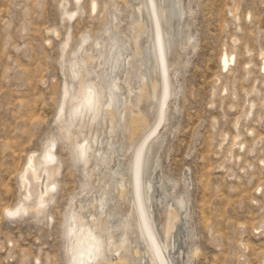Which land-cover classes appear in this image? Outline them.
<instances>
[{"label": "rangeland", "instance_id": "374dc122", "mask_svg": "<svg viewBox=\"0 0 264 264\" xmlns=\"http://www.w3.org/2000/svg\"><path fill=\"white\" fill-rule=\"evenodd\" d=\"M91 1L79 0L81 9H77L75 0H0V264H74L65 239L66 216L77 199L98 195L95 189L87 191L82 162L73 158L75 145L60 135L56 119L61 86L70 81L67 66L81 35L90 37V46L101 37L106 39L112 24L129 41L133 66L142 60L131 41L135 35L131 24L139 17L135 6L127 0H96V11L90 14ZM182 4L185 19L179 22L173 41L189 38L190 42L181 49L180 66L170 70L175 72L170 86L175 95L168 101L167 123L164 121L156 133H161V138H155L153 144L155 164L152 166L150 156L148 168H154V181L165 184L166 202L175 205L172 197L182 199L186 193L188 221H180L178 231H172L177 245L182 249L190 246L186 252L190 250L192 256L186 264H262L264 0H182ZM63 7L76 13L72 20L63 15ZM67 34L70 39L61 58L60 46ZM148 39L146 33L139 40L142 52L150 45ZM224 50L232 52L235 60L228 71L221 72ZM132 69H126L127 75ZM122 84L126 89L124 80ZM132 104L138 112L145 107ZM70 108L65 107L64 120ZM125 119L124 136L118 131L119 139L123 138L113 144L114 160L108 162L110 166L98 165L96 175L109 168L122 170L120 149L137 142L138 136L129 143L127 114ZM102 127L100 133L108 135V126ZM236 135L237 144L228 155ZM50 139L55 141L53 166H60L54 199L44 214L27 209L25 214L6 215L19 203L18 175L26 158L33 154L36 160L41 159ZM250 146L255 147L253 151ZM107 176L102 180L109 179ZM117 177H111L110 182ZM93 179L95 184L98 180L97 185L102 183L96 176ZM113 202L109 200L104 208L113 212L109 221L115 224L122 212ZM90 207L83 213L100 209ZM111 257L115 262L116 255ZM132 257L128 254V264H138Z\"/></svg>", "mask_w": 264, "mask_h": 264}, {"label": "bare ground", "instance_id": "6f19581e", "mask_svg": "<svg viewBox=\"0 0 264 264\" xmlns=\"http://www.w3.org/2000/svg\"><path fill=\"white\" fill-rule=\"evenodd\" d=\"M78 1L75 0V6L81 9ZM133 1L134 3L127 0V3L135 6L139 17L137 21H133V24L130 23L133 27L131 29L135 31L131 41L135 47L134 53L141 56V64L133 66L132 53L128 52L129 41L122 37L118 26L112 24L106 31L107 38L101 37L90 46V37L87 34L80 36L74 50V57L67 66L70 81L65 80L61 86L60 103L56 113L60 135L66 142L75 145V147L73 145V158L75 162H82L87 180L84 185L88 187L87 191L91 193L96 190L98 194L91 193V196L87 195L89 196L87 199L83 197L74 201L66 216L65 239L74 264H128V254L133 256L132 259L136 258L138 264H186L191 254L189 249L186 252L190 246L187 245L186 249H182L180 245H177L178 241L176 244L175 235L172 232L179 228L180 221L184 223L188 221L186 193L184 192L182 199L172 197L175 205L166 202L163 181H154V168L151 167V170L148 168L150 156L152 166L155 164L152 159L156 156L157 150L153 154V144L155 138H161L159 136L161 133L158 135L156 133L166 121L170 107L168 101L175 95L174 91L170 90L172 75L175 72L171 74L170 70L172 68L173 71L176 70L177 64L181 62H179V56L183 53L182 48L189 41V38L173 41L186 10L182 0ZM96 8L97 2L92 0L89 5L90 14H93ZM75 14V12H67L63 7V15L67 19L72 20ZM146 33L149 36L150 45L142 52L139 40ZM54 34L56 35V31ZM69 39L70 36L67 34L61 42V58L68 47ZM172 51L175 55L171 54ZM261 57L264 58L263 55ZM234 60L235 55L224 50L219 61L221 72L228 71L234 64ZM128 68L133 69L132 73L127 75ZM123 80L127 85L126 89L122 84ZM75 85H77V94L74 93ZM252 92L255 93L256 90L253 89ZM119 97L121 102L118 100ZM135 102L137 105L145 104V107H141V111L138 112L132 104ZM67 105L71 108L66 116L67 119L64 120ZM125 114L129 116L126 124L130 130L129 143L136 136L138 140L135 144L131 142L133 145L131 148L120 149L122 170L121 168L119 170L105 168V171H100L101 176L99 172L96 175L95 169L98 170V165L114 160L112 158L115 151L113 144L124 136L122 131L123 123L126 121ZM63 120L67 124H63ZM237 123H235L236 126ZM102 126H108V135L103 136L105 132L103 130L100 133ZM120 130L123 135L119 139L118 131ZM99 133L103 136L102 138ZM236 141H238V135L233 137L228 155L232 153L231 148L237 144ZM46 143L41 152V159L36 160L33 154L26 158L18 175L19 203L6 215H21L27 209L33 214L41 215L48 208L47 204L54 199L52 191L57 184L56 175L60 166H53L54 139ZM98 143L103 146L96 147ZM257 143L259 144V139L255 141L254 146ZM254 148L250 146L249 151H253ZM260 161L263 164L264 158ZM106 175L109 179L102 180ZM94 176L102 183L97 185L99 182L95 179L97 182L95 184ZM114 176L118 177L116 180L113 179L114 182L112 179L110 182V178ZM155 188L160 189L156 194ZM109 200L121 207L122 216L119 214L120 219L117 216L119 220L115 224L109 221L110 217H113L111 216L113 212L107 210L109 204L111 205V201L108 203ZM106 203H108L107 207H105ZM88 206L100 209L97 212L93 209L94 211L89 210L88 214L83 213ZM104 207L107 209L105 210ZM263 226L264 221L259 225L262 232H264ZM193 253L196 254V251L193 250ZM113 255H116L115 262L111 259Z\"/></svg>", "mask_w": 264, "mask_h": 264}]
</instances>
